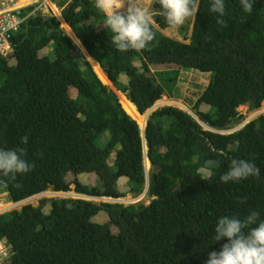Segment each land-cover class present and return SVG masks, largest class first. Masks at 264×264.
Masks as SVG:
<instances>
[{
  "label": "trees",
  "instance_id": "1",
  "mask_svg": "<svg viewBox=\"0 0 264 264\" xmlns=\"http://www.w3.org/2000/svg\"><path fill=\"white\" fill-rule=\"evenodd\" d=\"M65 2L59 6L66 24L140 115L157 101L179 99L180 69L210 74V82L194 103L196 116L176 107L149 116L147 177L137 122L55 17L29 16L12 36V52L0 54V148H22L34 166L15 178L0 176V194L18 204L74 185L81 196L117 200L140 197L149 180L151 201L43 199L0 215L6 248L0 264H204L226 242L213 239L218 217L242 218L250 210L264 217V115L242 125L239 111L264 104V0H255L251 13L239 0H225L223 24L210 12L211 0H197L195 16L177 28L152 0L154 39L124 53L111 42L94 0ZM157 66L169 68L152 72ZM232 158L251 160L260 176L221 183ZM209 160L212 176L200 178ZM91 177L98 184L84 182ZM121 180L125 191L118 189Z\"/></svg>",
  "mask_w": 264,
  "mask_h": 264
},
{
  "label": "clouds",
  "instance_id": "2",
  "mask_svg": "<svg viewBox=\"0 0 264 264\" xmlns=\"http://www.w3.org/2000/svg\"><path fill=\"white\" fill-rule=\"evenodd\" d=\"M18 1L21 4V1ZM254 2L255 0H239L245 13L253 11ZM94 3L96 9L103 14V25L111 31V42L119 52L124 53L129 49L141 50L154 39L152 31L154 17L143 0H94ZM159 4L161 14L170 28L182 25L186 18L194 17L198 10L197 0H159ZM29 7L35 9L34 5H24V9ZM209 9L210 12L216 14V23L223 24L225 0H211ZM143 135L142 138L145 140V132ZM26 141L27 136L21 137V144ZM209 148L215 151L211 146ZM23 153L22 148H0V176L15 178L17 174L28 173L34 165L24 158ZM147 161L149 162L147 154H144L145 169ZM213 163L212 160L206 161L200 167L197 176L211 178ZM260 174L261 170L251 160L232 158L227 170L219 176V181L221 183L238 182L249 177H259ZM121 181H124V186H126V180ZM148 186L149 180L146 182L143 194L147 195ZM18 204H15V207ZM225 238L226 242L221 245L219 251L208 253L204 264H264V217L260 212L250 210L242 218L229 215L218 217L214 226L213 239L218 242ZM0 247L6 251L3 244H0Z\"/></svg>",
  "mask_w": 264,
  "mask_h": 264
},
{
  "label": "rangeland",
  "instance_id": "3",
  "mask_svg": "<svg viewBox=\"0 0 264 264\" xmlns=\"http://www.w3.org/2000/svg\"><path fill=\"white\" fill-rule=\"evenodd\" d=\"M63 2H65V0L59 1L58 4L55 3L56 6H55L54 10L62 11V9L59 6V3L62 4ZM29 5H31V3H29ZM47 11H49V13H46ZM58 12H54L53 9H52V6H50V9L41 10V11H39L37 13H33V15L41 14L42 16H53L59 21L60 27L63 30L64 34L66 36H68V37L70 36V37L74 38V40L76 41V46H77V48H78V50L80 52V55L86 61L89 62V64L93 68L94 72L97 74V76L100 79V81L103 84H105L111 91H113L117 95L120 104L122 105V107L125 110V112H127L126 109L124 108L123 104H122L123 99L126 98L128 100L127 94L117 91L115 89V87L111 84V82L107 78H106L107 81H104V80L101 79L102 78L101 74H103L104 76H105V74H104L103 70L101 69L100 65L96 61H94L84 51V49L82 48L80 42L76 40L72 30L66 24L65 20H63V21L60 20ZM167 68H169V67L157 66V67H154L152 69V72H160V71H163V70H165ZM209 82H210V74L202 73V72H200L198 70H195V69H193L191 71H184V70L180 69V74H179V77H178V83H177V86H176V91H177V94L179 95L178 96L179 99H176V98H165V99H162V101L161 100L157 101L155 103V105L150 110H148L145 114L140 115V116H145L146 119H148L149 116L153 112H155L156 110H159V109H161L163 107H176L178 109L186 111L187 113H189L191 115L196 116L194 108H193L194 103L199 98L200 94L203 92V89L208 86ZM239 111L242 112L244 114L245 118H246L241 123L243 125V124H246L247 122H249L251 120L257 119L261 115H264V104L262 105V107L259 110H256V111H249L247 106L240 107ZM127 114L133 120H135L137 122V124L139 125V127L141 129V132L145 130L147 123H145V125L143 126L139 122V120H137L136 118L132 117L128 112H127ZM198 120H199V118H198ZM146 122H147V120H146ZM242 125H238V126L233 127V128H231L229 130L220 131V132L221 133H225V134L226 133L227 134L228 133H233V132H236V131L240 130L242 128ZM204 129H209V128L205 127ZM211 130L216 131L214 129H211ZM109 138H110V134L109 133H106V134H104L102 136V138H101L102 146H103V144L105 142H107L109 140ZM144 144H145V148H144L145 154H147V152H148L147 143L144 142ZM114 160H115V157H111L109 159V164L114 163ZM150 168H151V166H150L149 162L147 161V163H146L147 176H149V169ZM93 176H95V175H93ZM84 182L86 184H88V185L89 184H93L95 182H96V184H98V180L95 181V179L93 177H91L90 179L89 178H85ZM124 184H125L124 181H120V183L118 185V189L121 190V191L127 190V187L124 186ZM60 198H63V199L72 198V199H75V200H77V199H85V200H93V201H96V202L119 203V204H123V205H126V206H128L130 204H138V203H142L144 205H149V203L151 201V198H149L146 194H143V195H141L138 198H132L130 195H128L126 198H121V199H118V200H114V199H110V198L105 199L107 201H102V200H104V198H89V197L87 198V196H81V195L75 193L74 192V185H73L71 192H68L66 194H62V193H55V192L49 191V192H46V193L41 194L39 196H36V197H34L32 199H29L27 201L19 203L16 206L17 208L15 207V204H13L10 201V199L8 197V194L7 193H2V194H0V214L11 212L13 210H19L23 206L28 205V204H32L35 207H37L39 202L41 200H43V199H49L50 200V199H60ZM48 211H49V207H46V208H44L43 213L44 212L48 213ZM0 259H1V257H0Z\"/></svg>",
  "mask_w": 264,
  "mask_h": 264
},
{
  "label": "built area",
  "instance_id": "4",
  "mask_svg": "<svg viewBox=\"0 0 264 264\" xmlns=\"http://www.w3.org/2000/svg\"><path fill=\"white\" fill-rule=\"evenodd\" d=\"M63 1V0H60ZM54 0H31V5L35 6L34 11L24 16L22 11L24 5L18 0H0V54L7 56L12 52L11 39L12 36L19 32L20 27L32 16L33 13L48 9ZM4 252V248L0 247V254Z\"/></svg>",
  "mask_w": 264,
  "mask_h": 264
},
{
  "label": "bare ground",
  "instance_id": "5",
  "mask_svg": "<svg viewBox=\"0 0 264 264\" xmlns=\"http://www.w3.org/2000/svg\"><path fill=\"white\" fill-rule=\"evenodd\" d=\"M74 39V38H73ZM101 79L104 81H107L106 77L101 74ZM162 101V100H161ZM122 104L124 106V108L126 109V111L134 118H136L137 120H139V122L144 126L146 123V117L145 116H140V114L138 113V111L136 110V107L130 102L128 101L126 98L123 99ZM142 119V120H141Z\"/></svg>",
  "mask_w": 264,
  "mask_h": 264
},
{
  "label": "crops",
  "instance_id": "6",
  "mask_svg": "<svg viewBox=\"0 0 264 264\" xmlns=\"http://www.w3.org/2000/svg\"><path fill=\"white\" fill-rule=\"evenodd\" d=\"M21 1V4H23V5H28L29 3H30V1L31 0H20ZM143 3L148 7V9H149V11L150 12H152L150 9L152 8L151 7V5H152V0H143ZM56 4H58V3H56ZM56 4L55 3H53V5H52V9H53V11L54 12H58V15H59V18H60V20L61 21H63L64 20V18H63V15H62V11H60V10H54V8H55V6H56ZM62 9V8H61ZM46 13H49V11H47ZM53 192V191H52ZM88 198V197H87ZM90 198V197H89ZM105 199H108V198H104V200H102V201H107V200H105Z\"/></svg>",
  "mask_w": 264,
  "mask_h": 264
},
{
  "label": "water",
  "instance_id": "7",
  "mask_svg": "<svg viewBox=\"0 0 264 264\" xmlns=\"http://www.w3.org/2000/svg\"><path fill=\"white\" fill-rule=\"evenodd\" d=\"M75 36V35H74ZM70 37V36H69ZM75 38H76V40L77 41H79L78 39H77V37L75 36ZM70 39L76 44V41L72 38V37H70ZM80 42V41H79ZM81 44V43H80ZM82 46V45H81ZM82 48L84 49V47L82 46ZM84 51L88 54V52L86 51V49H84ZM89 55V54H88ZM191 115V114H190ZM199 122V121H198ZM202 125V124H201ZM143 133H142V136L144 137V132H145V130L144 131H142ZM144 140V139H143ZM144 142H146V140H144ZM145 154V153H144Z\"/></svg>",
  "mask_w": 264,
  "mask_h": 264
},
{
  "label": "flooded vegetation",
  "instance_id": "8",
  "mask_svg": "<svg viewBox=\"0 0 264 264\" xmlns=\"http://www.w3.org/2000/svg\"><path fill=\"white\" fill-rule=\"evenodd\" d=\"M60 0H54V3H58ZM39 12V11H37ZM143 129V128H142ZM0 257L2 258V255H0Z\"/></svg>",
  "mask_w": 264,
  "mask_h": 264
}]
</instances>
